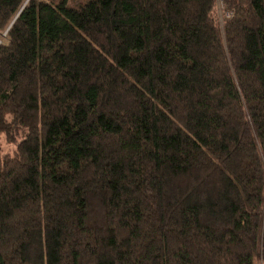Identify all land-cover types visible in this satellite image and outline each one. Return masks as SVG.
Instances as JSON below:
<instances>
[{"label":"trees","instance_id":"trees-1","mask_svg":"<svg viewBox=\"0 0 264 264\" xmlns=\"http://www.w3.org/2000/svg\"><path fill=\"white\" fill-rule=\"evenodd\" d=\"M0 264H264V0H0Z\"/></svg>","mask_w":264,"mask_h":264},{"label":"rangeland","instance_id":"rangeland-1","mask_svg":"<svg viewBox=\"0 0 264 264\" xmlns=\"http://www.w3.org/2000/svg\"><path fill=\"white\" fill-rule=\"evenodd\" d=\"M70 1L75 4L76 1L78 2L80 0H70ZM0 144H1V146H3V151H4V149H7L8 148V147H5V141L3 140L2 137L0 138ZM255 264H260V261H256Z\"/></svg>","mask_w":264,"mask_h":264}]
</instances>
